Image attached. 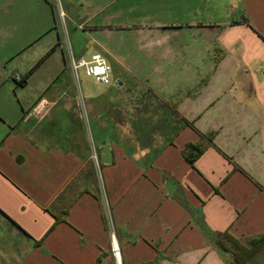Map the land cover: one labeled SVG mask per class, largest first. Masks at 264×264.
Instances as JSON below:
<instances>
[{
	"label": "crops",
	"instance_id": "crops-1",
	"mask_svg": "<svg viewBox=\"0 0 264 264\" xmlns=\"http://www.w3.org/2000/svg\"><path fill=\"white\" fill-rule=\"evenodd\" d=\"M113 16L70 20L44 71L0 91V264H116L112 234L121 264H231L219 233L264 234V0H199L186 24ZM95 53L112 83L74 88L70 55ZM149 94L167 114L128 120Z\"/></svg>",
	"mask_w": 264,
	"mask_h": 264
},
{
	"label": "rangeland",
	"instance_id": "rangeland-1",
	"mask_svg": "<svg viewBox=\"0 0 264 264\" xmlns=\"http://www.w3.org/2000/svg\"><path fill=\"white\" fill-rule=\"evenodd\" d=\"M198 6L199 0H0V91L8 87L7 81L11 74L44 71L49 65L48 58L52 56V52L45 46L50 40H55L58 30L66 44V39L68 41L71 34L67 27L70 20L81 22L83 13L115 14L110 23L122 27H154L156 21L165 25L171 22L186 24L190 20L189 13L196 11ZM188 35V32L185 33L186 39ZM11 83L16 89H29L32 84L20 85L13 80ZM78 85L85 91L95 87L96 82L80 70L78 81L73 80V87ZM137 91L140 92L141 89H134L129 95H134ZM138 97L140 96H132L133 99ZM141 98L137 100L140 101ZM153 103L154 112L146 111ZM156 104V99L153 100L150 94L143 97L136 110L128 111L127 119L140 122L149 119V115L158 119L159 115L167 114L163 111L156 112ZM113 115L122 119L121 113L120 116L119 113ZM113 115L111 116L114 118ZM168 117L177 119L176 116ZM82 123L86 128L87 124L92 127L87 116L82 118ZM163 130L168 129L160 127L156 131L161 134ZM87 132L89 135L88 128Z\"/></svg>",
	"mask_w": 264,
	"mask_h": 264
},
{
	"label": "trees",
	"instance_id": "trees-1",
	"mask_svg": "<svg viewBox=\"0 0 264 264\" xmlns=\"http://www.w3.org/2000/svg\"><path fill=\"white\" fill-rule=\"evenodd\" d=\"M18 83H22V81ZM207 146L201 136L198 142L187 144L182 153L188 157L190 163H193ZM56 219L60 220L59 217ZM214 246L220 251L231 254V264H252L254 259L264 255V234L249 239H238L225 231L215 237Z\"/></svg>",
	"mask_w": 264,
	"mask_h": 264
},
{
	"label": "built area",
	"instance_id": "built-area-1",
	"mask_svg": "<svg viewBox=\"0 0 264 264\" xmlns=\"http://www.w3.org/2000/svg\"><path fill=\"white\" fill-rule=\"evenodd\" d=\"M60 15L62 16L63 13H60ZM69 65L76 81L79 78V71L82 70L86 77L93 79L100 85H110L112 83L111 65L99 53L92 54L89 58H76L73 55H70ZM14 79L16 82H21L23 80L20 75H15ZM77 107L80 111L81 118L84 119L87 116V112L85 100L81 95L78 97ZM90 159L96 166H98L99 158L93 145H91ZM111 240V253L115 258L116 264H121L119 257V247L115 242L113 234L111 235Z\"/></svg>",
	"mask_w": 264,
	"mask_h": 264
}]
</instances>
